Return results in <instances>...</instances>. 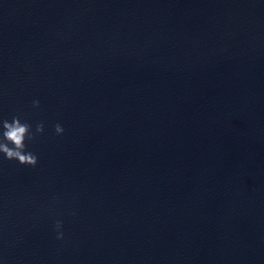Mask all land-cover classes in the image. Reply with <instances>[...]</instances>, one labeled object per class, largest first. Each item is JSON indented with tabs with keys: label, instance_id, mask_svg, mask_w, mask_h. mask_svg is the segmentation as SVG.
Wrapping results in <instances>:
<instances>
[{
	"label": "water",
	"instance_id": "95a60500",
	"mask_svg": "<svg viewBox=\"0 0 264 264\" xmlns=\"http://www.w3.org/2000/svg\"><path fill=\"white\" fill-rule=\"evenodd\" d=\"M13 116L0 264H264V0H0Z\"/></svg>",
	"mask_w": 264,
	"mask_h": 264
},
{
	"label": "clouds",
	"instance_id": "9594fccd",
	"mask_svg": "<svg viewBox=\"0 0 264 264\" xmlns=\"http://www.w3.org/2000/svg\"><path fill=\"white\" fill-rule=\"evenodd\" d=\"M33 108L40 107L39 100H33ZM54 131L57 135L64 133L61 124L54 125ZM44 124L39 122L33 127L27 121H22L19 116H13L11 121L7 119L0 121V154L9 160L18 161L19 164L35 168L38 164V157L27 151V143L34 141L38 135L43 134ZM63 222L57 220L55 223L56 239L61 240L64 237L61 231Z\"/></svg>",
	"mask_w": 264,
	"mask_h": 264
}]
</instances>
